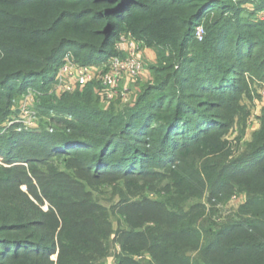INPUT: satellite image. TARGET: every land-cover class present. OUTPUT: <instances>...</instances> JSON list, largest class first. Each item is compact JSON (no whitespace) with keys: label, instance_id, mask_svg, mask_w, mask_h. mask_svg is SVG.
<instances>
[{"label":"trees","instance_id":"16d2710c","mask_svg":"<svg viewBox=\"0 0 264 264\" xmlns=\"http://www.w3.org/2000/svg\"><path fill=\"white\" fill-rule=\"evenodd\" d=\"M263 13L264 0H0V264H264V113L246 151L227 138L246 124V77L264 80ZM122 36L157 55L135 103L62 95L42 133L1 142L14 101L48 90L67 53L102 65Z\"/></svg>","mask_w":264,"mask_h":264},{"label":"rangeland","instance_id":"374dc122","mask_svg":"<svg viewBox=\"0 0 264 264\" xmlns=\"http://www.w3.org/2000/svg\"><path fill=\"white\" fill-rule=\"evenodd\" d=\"M253 10V8H251ZM264 19V13L260 16ZM201 27V26H200ZM200 27L197 28L196 35L201 30ZM197 39L199 37L197 36ZM203 39V38H202ZM117 49L119 51L124 50V46L122 43L117 45ZM121 53V52H120ZM147 58L144 60V72L145 76H148L149 66L151 63L156 61L157 55L155 51L148 50L146 51ZM150 63V64H149ZM62 64V63H61ZM95 66V65H94ZM63 65H60L58 72L61 71ZM97 67V66H96ZM98 74H96V79L88 84L85 88L80 89L77 88L72 93L60 94L64 91L67 86V79H56L55 82L52 83L51 87L47 90H36L31 88L28 92L24 93L21 97L14 101L13 111L16 114H12L8 117L5 122L1 125V128H4V131L1 133V142L4 140L3 133H11L13 128L16 131H29V132H43L44 126L49 125V119L51 114L45 113L46 110H50L51 107L48 105H56L58 104V97L74 94L76 92H82L87 90L88 88H93L95 92V98L98 99L94 102L98 104L102 108H112L113 110L119 111L125 107H128L135 103L139 98V93L141 89L144 88V84L147 83L149 77L147 79H143L142 75L134 80H129L127 77H124L119 82V87L115 91V97L113 100L108 101L106 96H100L97 91L103 88H100V78L102 74L107 73V69L98 68ZM245 79L243 86V95L238 101V105L240 106V112L243 113L242 119L246 120V124L242 127L235 126L234 129L228 133L227 138L234 145L235 154L243 153L246 151V145L251 142L252 137L256 131H258L261 127V118L264 113V80L259 77H255L254 79L247 76ZM57 98V99H56ZM215 102V101H214ZM213 113H218V111H213ZM48 124V125H47ZM159 126V125H156ZM53 129L51 126L49 130ZM238 138L241 141L238 143ZM29 149V147H26ZM43 146L40 148L30 146V152H36L38 156L43 157L44 151ZM27 149V150H28ZM2 162V161H1ZM25 189V187H23ZM213 200L212 202H214ZM226 199H223V203H221L216 208V215L214 216L216 223L219 221H225L228 218L233 217V214L236 212V208L245 202L244 196L240 198H235L232 201L225 202ZM42 209L44 211L48 210V204L46 203ZM56 260V255L52 257ZM108 264H116V260L114 258V254L110 255L107 260Z\"/></svg>","mask_w":264,"mask_h":264},{"label":"built area","instance_id":"2783aa9c","mask_svg":"<svg viewBox=\"0 0 264 264\" xmlns=\"http://www.w3.org/2000/svg\"><path fill=\"white\" fill-rule=\"evenodd\" d=\"M198 37L200 40L204 37L203 27H200ZM119 43L124 46L120 56H116L110 59L107 63L97 65L98 68L107 69L106 74L100 75L101 90L97 93L102 97L106 96L108 101L113 100L115 97V91L119 87V82L122 78L127 77L129 80H134L143 75L144 72V60L147 58V49L143 48L141 44L136 42L130 36H122ZM63 67L60 72L57 73L56 79H67V86L63 92L72 93L77 88L83 89L88 84L96 79L98 69L96 65H81L78 64L71 53H67L63 60Z\"/></svg>","mask_w":264,"mask_h":264},{"label":"crops","instance_id":"0c3cea01","mask_svg":"<svg viewBox=\"0 0 264 264\" xmlns=\"http://www.w3.org/2000/svg\"><path fill=\"white\" fill-rule=\"evenodd\" d=\"M145 75H146V74H143V75H142V78H143V79H147V76H145Z\"/></svg>","mask_w":264,"mask_h":264}]
</instances>
